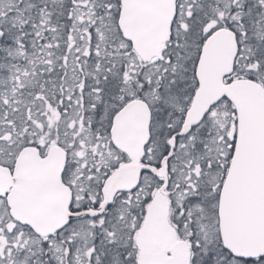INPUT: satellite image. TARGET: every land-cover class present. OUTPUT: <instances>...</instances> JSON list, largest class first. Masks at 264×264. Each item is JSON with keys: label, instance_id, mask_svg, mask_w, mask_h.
Segmentation results:
<instances>
[{"label": "snow or ice", "instance_id": "snow-or-ice-1", "mask_svg": "<svg viewBox=\"0 0 264 264\" xmlns=\"http://www.w3.org/2000/svg\"><path fill=\"white\" fill-rule=\"evenodd\" d=\"M0 264H264V0H0Z\"/></svg>", "mask_w": 264, "mask_h": 264}]
</instances>
